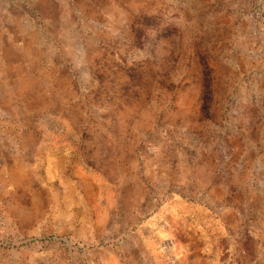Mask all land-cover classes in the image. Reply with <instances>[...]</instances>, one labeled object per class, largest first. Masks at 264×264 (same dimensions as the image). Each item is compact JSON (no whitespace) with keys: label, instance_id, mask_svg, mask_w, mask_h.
I'll use <instances>...</instances> for the list:
<instances>
[{"label":"rangeland","instance_id":"1","mask_svg":"<svg viewBox=\"0 0 264 264\" xmlns=\"http://www.w3.org/2000/svg\"><path fill=\"white\" fill-rule=\"evenodd\" d=\"M0 264H264V0H0Z\"/></svg>","mask_w":264,"mask_h":264}]
</instances>
